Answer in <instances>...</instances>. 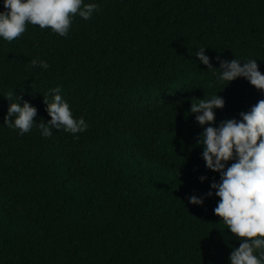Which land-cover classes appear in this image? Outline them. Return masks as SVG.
Listing matches in <instances>:
<instances>
[{
  "label": "trees",
  "instance_id": "obj_1",
  "mask_svg": "<svg viewBox=\"0 0 264 264\" xmlns=\"http://www.w3.org/2000/svg\"><path fill=\"white\" fill-rule=\"evenodd\" d=\"M84 3L96 11L66 37L29 24L0 39V264H229L240 241L207 196L220 177L202 159L191 101L220 95L218 126L264 92L243 78L218 85L195 52L206 48L215 69L254 59L264 75V0ZM35 58L50 67L32 68ZM57 87L85 132L4 126L18 98L47 123Z\"/></svg>",
  "mask_w": 264,
  "mask_h": 264
},
{
  "label": "clouds",
  "instance_id": "obj_2",
  "mask_svg": "<svg viewBox=\"0 0 264 264\" xmlns=\"http://www.w3.org/2000/svg\"><path fill=\"white\" fill-rule=\"evenodd\" d=\"M0 11V39L11 43L25 33L27 25L39 29H51L54 34L66 37L73 20L79 16L87 21L97 9L94 3L84 0H3ZM206 48L195 52L200 64L214 70L216 83L227 86L238 78L245 79L255 89L264 92V75L257 60L238 59L220 61V69L212 67ZM32 68L47 70L50 66L39 58L30 61ZM12 94H9L10 101ZM45 111L50 120L37 125L34 117L37 109L27 101L21 106L19 98L11 102L4 117V126L18 130L23 136L38 127L44 138L53 135V129L69 134L83 133L88 124L83 117L75 119L69 103L61 95L59 87L50 89L44 97ZM224 99L216 94L208 99L191 101L190 114L203 129L198 138L202 159L206 168L218 173L220 180L210 185L207 196L218 197L214 214L220 223L240 241L233 247L229 264H264V99L250 111L240 113V119H228L216 125V111L223 109ZM231 162V163H230ZM206 177H200L204 182ZM189 203L202 206L204 201L195 195Z\"/></svg>",
  "mask_w": 264,
  "mask_h": 264
}]
</instances>
